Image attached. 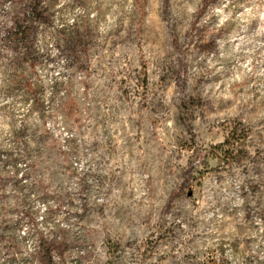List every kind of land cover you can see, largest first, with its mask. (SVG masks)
Masks as SVG:
<instances>
[{
	"label": "rangeland",
	"instance_id": "obj_1",
	"mask_svg": "<svg viewBox=\"0 0 264 264\" xmlns=\"http://www.w3.org/2000/svg\"><path fill=\"white\" fill-rule=\"evenodd\" d=\"M0 264H264V0H0Z\"/></svg>",
	"mask_w": 264,
	"mask_h": 264
}]
</instances>
